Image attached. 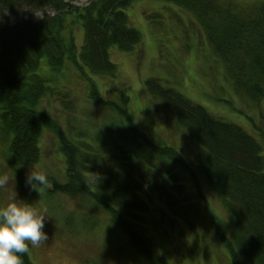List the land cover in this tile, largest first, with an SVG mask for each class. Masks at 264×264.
<instances>
[{"label": "trees", "instance_id": "16d2710c", "mask_svg": "<svg viewBox=\"0 0 264 264\" xmlns=\"http://www.w3.org/2000/svg\"><path fill=\"white\" fill-rule=\"evenodd\" d=\"M87 1V6L78 8L68 0H0V128L10 144L6 154L10 165L38 164L42 136L46 130L53 131L59 136L65 159V181L49 177L53 187L48 192L91 199L128 237L129 245L146 264L147 259L170 264L154 250L148 231L164 233L169 222L190 223L191 214L200 210V201L232 264H264V146L243 127L218 119L160 80L144 83L165 106L170 122L194 146L197 176L177 148L158 145L140 131L126 106L109 104L127 117L130 126L113 131L105 149L68 139L55 120L39 109L51 92L39 74L42 59L55 71L70 60L83 76L88 71L115 78L119 67L111 59L112 49L131 53L142 43L141 33L130 25L126 11L143 0ZM159 1L192 12L238 94L253 102L264 100V3ZM38 13L42 16L37 17ZM69 24L80 25L84 31L79 53L74 36H66ZM93 95L97 97V91ZM127 102L126 97L125 105ZM139 156L145 159L144 165L137 163ZM18 177L32 189L25 175ZM202 179L228 212L230 236L215 221L200 187ZM155 208L160 217L153 222L149 217ZM21 255L24 264H32L27 254ZM180 256L186 258L184 253Z\"/></svg>", "mask_w": 264, "mask_h": 264}, {"label": "rangeland", "instance_id": "374dc122", "mask_svg": "<svg viewBox=\"0 0 264 264\" xmlns=\"http://www.w3.org/2000/svg\"><path fill=\"white\" fill-rule=\"evenodd\" d=\"M68 1L78 8L88 4L86 0ZM230 1L242 6L264 3V0ZM126 13L130 25L141 33L142 43L131 53L117 47L112 49L111 59L119 67L117 77L89 74L82 79L73 63H67L56 73L50 69L47 59L41 61L39 74L54 90L39 108L53 118L72 141L105 149L113 131L129 128L127 117L109 106L112 102L119 107L126 106L135 125L147 133L152 142L177 148L200 176L193 161L195 148L188 136L170 122L165 106L144 87L145 81L155 79L205 107L218 119L243 127L264 146V100L253 102L238 94L192 12L169 2L143 0L135 2ZM75 24H69L67 31L75 37L80 52L84 35L81 27ZM93 85L106 104L92 95ZM9 145L0 128V178L7 177V184L0 187V207L15 200L32 205L45 217L43 231L48 238L40 247L30 245L27 255L31 263L146 264L129 245L128 237L111 223L109 215L95 207L85 195L53 196L48 192L53 187L50 182L44 191L38 192L27 189L20 181L18 176H26L31 168L43 172L48 179L65 181L66 165L57 134L45 131L41 141L42 158L33 166L13 168L6 155ZM137 163L144 165L146 161L139 156ZM200 187L215 221L230 236L227 210L203 179ZM189 188L194 190L192 185ZM198 206L200 210L191 214L190 223L165 224L166 235L151 228L148 233L154 250L170 264H232L229 253L217 239L213 220L203 212L204 202L200 201ZM158 212L155 208L149 217L153 222L160 217ZM181 253L186 258L181 257ZM147 261V264H157Z\"/></svg>", "mask_w": 264, "mask_h": 264}, {"label": "clouds", "instance_id": "9594fccd", "mask_svg": "<svg viewBox=\"0 0 264 264\" xmlns=\"http://www.w3.org/2000/svg\"><path fill=\"white\" fill-rule=\"evenodd\" d=\"M7 184V177L0 178V187ZM26 184L42 192L49 184L47 176L40 171L30 169L26 175ZM44 216L32 205L11 202L0 207V264H22V255L31 247H40L47 240Z\"/></svg>", "mask_w": 264, "mask_h": 264}]
</instances>
